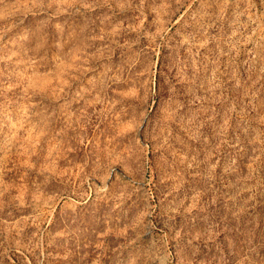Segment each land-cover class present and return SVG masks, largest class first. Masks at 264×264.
I'll list each match as a JSON object with an SVG mask.
<instances>
[{
    "label": "rangeland",
    "instance_id": "obj_1",
    "mask_svg": "<svg viewBox=\"0 0 264 264\" xmlns=\"http://www.w3.org/2000/svg\"><path fill=\"white\" fill-rule=\"evenodd\" d=\"M0 264H264V0H0Z\"/></svg>",
    "mask_w": 264,
    "mask_h": 264
}]
</instances>
